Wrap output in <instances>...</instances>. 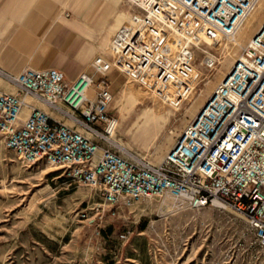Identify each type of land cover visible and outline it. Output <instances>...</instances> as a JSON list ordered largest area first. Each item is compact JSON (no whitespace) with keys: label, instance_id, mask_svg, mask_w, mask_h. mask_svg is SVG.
Segmentation results:
<instances>
[{"label":"built area","instance_id":"2783aa9c","mask_svg":"<svg viewBox=\"0 0 264 264\" xmlns=\"http://www.w3.org/2000/svg\"><path fill=\"white\" fill-rule=\"evenodd\" d=\"M260 0H127L128 20L109 54L70 82L58 67L1 70L17 92L0 88V132L28 162L64 167L72 181L99 189L112 213L148 196L193 207L241 211L264 248V18L212 94L160 163L133 162L114 144V71L164 103L195 92L200 64L215 68ZM45 102L56 115L29 102ZM26 106L30 113L21 114ZM106 204V205H105ZM98 264V263H92Z\"/></svg>","mask_w":264,"mask_h":264},{"label":"rangeland","instance_id":"374dc122","mask_svg":"<svg viewBox=\"0 0 264 264\" xmlns=\"http://www.w3.org/2000/svg\"><path fill=\"white\" fill-rule=\"evenodd\" d=\"M262 1L236 34L239 43L236 37L224 39L215 68L201 65L199 54L195 92L178 106L155 98L122 73L110 74L112 111L120 119L113 144L126 158L163 160L258 29ZM48 2L79 31L92 50L91 62L109 54L113 33L131 11L127 0L108 6L104 15L106 0ZM49 19L56 16L50 12ZM0 80L5 83L0 88L17 92L1 72ZM35 104L56 115L45 102ZM29 113L25 107L22 118ZM100 203L105 200L99 189L72 181L60 165L28 162L6 146L0 132V264H264V248L246 216L229 206L193 207L170 195L148 196L114 214Z\"/></svg>","mask_w":264,"mask_h":264},{"label":"crops","instance_id":"0c3cea01","mask_svg":"<svg viewBox=\"0 0 264 264\" xmlns=\"http://www.w3.org/2000/svg\"><path fill=\"white\" fill-rule=\"evenodd\" d=\"M38 1L42 3L32 7L33 0H0V71L17 73L26 65L58 67L70 82L83 71L94 73L92 50L79 31L65 24L48 0ZM118 1L106 0L100 14ZM50 12L56 19H49ZM0 86H5L1 80ZM152 118L154 114L147 115L148 120Z\"/></svg>","mask_w":264,"mask_h":264},{"label":"bare ground","instance_id":"6f19581e","mask_svg":"<svg viewBox=\"0 0 264 264\" xmlns=\"http://www.w3.org/2000/svg\"><path fill=\"white\" fill-rule=\"evenodd\" d=\"M261 1H262V0L259 1L258 6L261 4ZM262 2H263V1H262ZM261 5H262V4H261ZM258 6H256V8L254 9V11L257 9ZM254 11H253V12H254ZM253 12H252L251 14H253ZM251 14H250V15H251ZM235 43H239L238 40H237V37L235 38ZM33 100H37V99L34 98ZM37 101H40V100H37ZM26 107H29V106H26Z\"/></svg>","mask_w":264,"mask_h":264},{"label":"trees","instance_id":"16d2710c","mask_svg":"<svg viewBox=\"0 0 264 264\" xmlns=\"http://www.w3.org/2000/svg\"><path fill=\"white\" fill-rule=\"evenodd\" d=\"M141 225H142L141 227H145V223H142Z\"/></svg>","mask_w":264,"mask_h":264}]
</instances>
